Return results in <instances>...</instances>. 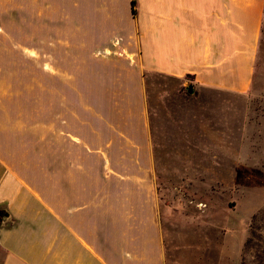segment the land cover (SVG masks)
Returning a JSON list of instances; mask_svg holds the SVG:
<instances>
[{
    "label": "crops",
    "instance_id": "crops-1",
    "mask_svg": "<svg viewBox=\"0 0 264 264\" xmlns=\"http://www.w3.org/2000/svg\"><path fill=\"white\" fill-rule=\"evenodd\" d=\"M21 7L58 33L0 64L1 264H166L145 74L247 93L264 0Z\"/></svg>",
    "mask_w": 264,
    "mask_h": 264
},
{
    "label": "rangeland",
    "instance_id": "rangeland-1",
    "mask_svg": "<svg viewBox=\"0 0 264 264\" xmlns=\"http://www.w3.org/2000/svg\"><path fill=\"white\" fill-rule=\"evenodd\" d=\"M21 5L0 0V64L14 62L10 48L39 49L38 37L50 43L58 33L25 24ZM144 79L165 263L264 264V25L245 94L152 72Z\"/></svg>",
    "mask_w": 264,
    "mask_h": 264
},
{
    "label": "flooded vegetation",
    "instance_id": "flooded-vegetation-1",
    "mask_svg": "<svg viewBox=\"0 0 264 264\" xmlns=\"http://www.w3.org/2000/svg\"><path fill=\"white\" fill-rule=\"evenodd\" d=\"M3 217H4V213L0 211V223L2 222Z\"/></svg>",
    "mask_w": 264,
    "mask_h": 264
},
{
    "label": "trees",
    "instance_id": "trees-1",
    "mask_svg": "<svg viewBox=\"0 0 264 264\" xmlns=\"http://www.w3.org/2000/svg\"><path fill=\"white\" fill-rule=\"evenodd\" d=\"M134 5V2H132V6ZM185 78H190V76H186Z\"/></svg>",
    "mask_w": 264,
    "mask_h": 264
},
{
    "label": "water",
    "instance_id": "water-1",
    "mask_svg": "<svg viewBox=\"0 0 264 264\" xmlns=\"http://www.w3.org/2000/svg\"><path fill=\"white\" fill-rule=\"evenodd\" d=\"M188 92H189V93H191V92H192V89H191V88H189V89H188Z\"/></svg>",
    "mask_w": 264,
    "mask_h": 264
}]
</instances>
